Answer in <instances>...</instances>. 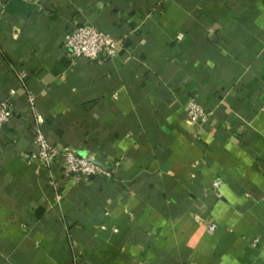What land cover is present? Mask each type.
<instances>
[{
	"label": "crops",
	"instance_id": "obj_1",
	"mask_svg": "<svg viewBox=\"0 0 264 264\" xmlns=\"http://www.w3.org/2000/svg\"><path fill=\"white\" fill-rule=\"evenodd\" d=\"M79 25L120 39L117 55L70 58L62 40ZM18 74L49 143L111 178L55 168L52 190ZM10 92L0 264H264V0H12L0 101ZM189 100L211 113L203 128Z\"/></svg>",
	"mask_w": 264,
	"mask_h": 264
},
{
	"label": "built area",
	"instance_id": "obj_2",
	"mask_svg": "<svg viewBox=\"0 0 264 264\" xmlns=\"http://www.w3.org/2000/svg\"><path fill=\"white\" fill-rule=\"evenodd\" d=\"M12 0H0V8H3ZM33 2L34 0H22ZM122 45L120 39L103 33L90 25H79L65 34L62 40V49L70 58H83L92 62H104L114 58L119 47ZM20 87L25 91L26 103L34 120L33 145L35 153L31 156L35 159L40 168L50 175L49 185L53 191H57L59 183L54 174V169L60 170L64 177H73L78 181L90 183L94 178H111V167L103 168L92 158H82L68 148H59L49 143L44 135L41 125L43 117L37 112L35 106V96L27 89L25 84V74H18ZM14 92H10L9 97L0 101V128L6 126L14 116L13 99ZM188 120L198 128L206 126L211 119V113L204 106L195 100H189L185 106ZM119 163L113 165L117 168ZM223 181L215 179L211 182V190L214 196L220 200ZM210 231L216 230V225L209 226Z\"/></svg>",
	"mask_w": 264,
	"mask_h": 264
}]
</instances>
